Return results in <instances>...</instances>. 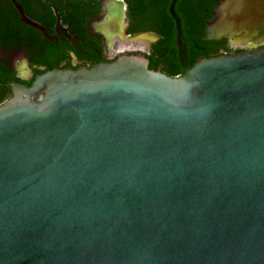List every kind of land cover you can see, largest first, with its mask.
I'll return each instance as SVG.
<instances>
[{
    "label": "water",
    "instance_id": "water-1",
    "mask_svg": "<svg viewBox=\"0 0 264 264\" xmlns=\"http://www.w3.org/2000/svg\"><path fill=\"white\" fill-rule=\"evenodd\" d=\"M176 2L177 76L125 53L4 83L0 264H264V47L189 67ZM255 24L264 0H220L205 37Z\"/></svg>",
    "mask_w": 264,
    "mask_h": 264
},
{
    "label": "flooded vegetation",
    "instance_id": "flooded-vegetation-1",
    "mask_svg": "<svg viewBox=\"0 0 264 264\" xmlns=\"http://www.w3.org/2000/svg\"><path fill=\"white\" fill-rule=\"evenodd\" d=\"M18 1L27 15L43 24L51 35L57 37L55 41H63L67 45L69 60L63 65H68L70 68L81 66L89 68L99 62L112 61L127 52L157 57L162 36H176V24L170 12L172 0H132L131 8L129 0ZM219 1L177 0L175 12L181 20L184 36L187 32L205 37L206 23L214 16L216 4ZM50 4L57 8L60 23L75 38L76 45L64 35H59L58 19ZM187 21L196 22V28L186 30ZM168 22H173L174 29L167 24ZM191 25L189 24L190 27ZM138 35H146L147 39L140 42L131 41L132 37ZM222 38L226 39V48L222 54L262 48L264 47V24L246 26L239 32ZM1 49L7 53H17L21 57V60H15L12 56L5 57L0 54V58L7 60L15 76L22 83L32 82L39 74L22 50H5L2 47ZM10 92L12 95V89Z\"/></svg>",
    "mask_w": 264,
    "mask_h": 264
},
{
    "label": "trees",
    "instance_id": "trees-1",
    "mask_svg": "<svg viewBox=\"0 0 264 264\" xmlns=\"http://www.w3.org/2000/svg\"><path fill=\"white\" fill-rule=\"evenodd\" d=\"M21 1L23 2V0ZM129 5L131 8L132 0H129ZM195 23L194 21H187L185 29H195ZM167 24L174 29L173 22ZM189 24H192V27ZM185 40L187 42L189 67L200 58L221 55L226 48L225 38L206 39L200 34H188L186 32ZM0 46L5 50H22L39 74L53 68L68 67V65H63L69 60L67 45L63 41L52 42L43 38L38 30L22 22L10 0H0ZM157 52V57L146 54L150 69L160 70L170 76H177L181 73L174 35L162 36ZM127 53L133 54L135 52ZM10 81L21 82L15 76L7 60L0 58V104L11 97L10 87L4 84ZM31 83L25 84L30 85Z\"/></svg>",
    "mask_w": 264,
    "mask_h": 264
},
{
    "label": "rangeland",
    "instance_id": "rangeland-1",
    "mask_svg": "<svg viewBox=\"0 0 264 264\" xmlns=\"http://www.w3.org/2000/svg\"><path fill=\"white\" fill-rule=\"evenodd\" d=\"M0 54L2 55V56H5V57H13L15 60H21V57L19 56V54H17V53H7V52H4L2 49H1V47H0Z\"/></svg>",
    "mask_w": 264,
    "mask_h": 264
}]
</instances>
